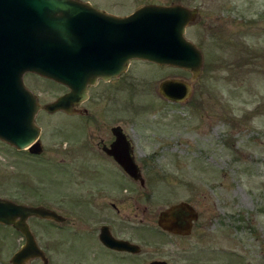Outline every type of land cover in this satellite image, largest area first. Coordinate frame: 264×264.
Masks as SVG:
<instances>
[{
    "label": "rangeland",
    "instance_id": "374dc122",
    "mask_svg": "<svg viewBox=\"0 0 264 264\" xmlns=\"http://www.w3.org/2000/svg\"><path fill=\"white\" fill-rule=\"evenodd\" d=\"M79 1L122 17L147 5L196 8L186 38L201 51L202 68L194 77L188 70L136 60L109 92L94 93L86 107L94 114L100 111L98 117L41 113L36 120L43 127L41 158L16 155L0 143V193L54 211L58 200L74 206L62 194L68 187L59 182L58 162L68 155L60 150L76 138L104 135L96 129L102 123L97 118L106 130L119 121L138 159L151 167L143 202L148 208L145 237L164 242L147 230L152 229L148 218L158 219L163 210L187 202L200 218L190 238L176 241L174 252L180 259L175 264H264V0ZM172 79L190 86L184 102H173L160 92L161 84ZM25 80L39 102L54 103L61 93L51 80L34 75ZM30 225L49 264L73 263L71 249L62 246L61 225L40 219ZM0 233V264H12L25 238L6 229ZM155 246L145 251L151 253ZM172 254L173 246L167 244L155 256Z\"/></svg>",
    "mask_w": 264,
    "mask_h": 264
},
{
    "label": "water",
    "instance_id": "95a60500",
    "mask_svg": "<svg viewBox=\"0 0 264 264\" xmlns=\"http://www.w3.org/2000/svg\"><path fill=\"white\" fill-rule=\"evenodd\" d=\"M197 9L182 5H147L128 16H116L79 0H0V139L24 149L41 150L35 120L41 106L24 76L34 73L71 90L47 105L49 112L86 98V90L98 79L109 81L127 71L132 60L172 65L197 77L203 64L201 51L185 38ZM161 93L174 102L191 95L190 86L170 80ZM11 95V101H10ZM125 171L136 176L129 156L119 157ZM32 217L59 222L61 216L43 207L17 205L0 199V223L13 225L26 239L12 264L40 259L48 264L28 220ZM199 214L189 203L171 206L160 214L158 225L176 235L190 236ZM113 249L137 252L140 247L104 238ZM151 264H168L157 261Z\"/></svg>",
    "mask_w": 264,
    "mask_h": 264
},
{
    "label": "flooded vegetation",
    "instance_id": "af4514ba",
    "mask_svg": "<svg viewBox=\"0 0 264 264\" xmlns=\"http://www.w3.org/2000/svg\"><path fill=\"white\" fill-rule=\"evenodd\" d=\"M131 64L128 70L120 76L109 81L99 79L95 84L87 87L86 98L68 105L69 109L61 108L55 113H50L43 108L48 103L40 101L42 108L38 115L46 113L45 115L51 117L62 113L69 117L77 116L81 119L89 116L98 117L101 112L96 111L94 114L91 108L86 107V105L91 102L94 93L98 89L99 92H101V89L104 92H109L113 87L112 84L127 74ZM119 88L117 87V90ZM32 91L34 92V90ZM60 91L61 93L57 96V99H61L70 93V89L63 84H60ZM11 98L10 95V101ZM116 98V101H118L119 96L117 95ZM105 111L103 109L104 115ZM96 121L102 122L96 125V129L99 128L101 132L105 131L104 135L97 139L91 138V135L86 136H89L87 140L76 138L72 140L73 144L69 143L70 141L64 143L65 147L62 146L64 149L60 150V152L65 153V156H68L58 162L59 182L68 187L62 194L65 200L73 201L74 206L60 204L58 200L55 212L61 216V220L56 223L61 225L59 229L60 239H64L62 246L71 249L69 258L71 257L74 260L71 264H151L157 261L175 264L180 259L174 252L177 245L176 241H185L190 238L199 220L194 222L190 236L171 234L159 227L160 212L158 219L150 220L151 218H148L147 221H151L152 229L147 230L158 235L157 237L164 242L161 243L145 237V225L147 223L145 217L148 216V208L143 206V202L146 198L145 189L148 188L150 181L148 174L151 172V167L147 162L138 159L134 142L119 121L110 125L107 130L103 127L100 128L103 126L101 118H97ZM40 129L42 136L43 127H40ZM41 136V145L40 148H37V150H41L39 154L33 152V145L19 149L16 145L8 144L1 139L0 143L2 142L9 150H13L16 155L25 154L30 159L41 158L44 154ZM129 156L137 166L136 176L129 175L118 160L119 157L128 158ZM1 178L2 175L0 174V180ZM73 178L75 182L72 185L71 180ZM11 183L15 185L14 178H12ZM9 191L12 192L11 189ZM5 194L0 193V199L19 205L33 206L32 203L24 204L17 201L16 196L13 194ZM40 201L43 202L44 199L41 198ZM130 215L133 217H130ZM32 219L39 220V218H31L28 221L29 224ZM40 220L48 223L49 221L55 222L53 220ZM1 229L8 230L12 236L19 233L13 226L0 223ZM129 230L131 233L127 234ZM104 238L129 242L140 247V250L128 252L113 249L105 244ZM67 240L69 241L67 242ZM66 243L68 244L66 245ZM153 244L157 246L153 248L151 253L145 251L148 246H153ZM167 244L173 246L174 254L170 257L155 256ZM62 253V256L66 257L68 251L64 249ZM72 253L73 255H71Z\"/></svg>",
    "mask_w": 264,
    "mask_h": 264
},
{
    "label": "bare ground",
    "instance_id": "6f19581e",
    "mask_svg": "<svg viewBox=\"0 0 264 264\" xmlns=\"http://www.w3.org/2000/svg\"><path fill=\"white\" fill-rule=\"evenodd\" d=\"M59 90H60V88H59Z\"/></svg>",
    "mask_w": 264,
    "mask_h": 264
}]
</instances>
